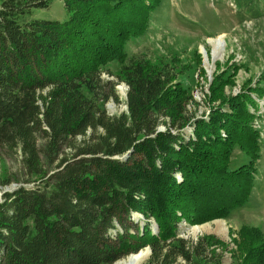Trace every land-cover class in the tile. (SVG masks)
Listing matches in <instances>:
<instances>
[{
  "label": "trees",
  "instance_id": "obj_1",
  "mask_svg": "<svg viewBox=\"0 0 264 264\" xmlns=\"http://www.w3.org/2000/svg\"><path fill=\"white\" fill-rule=\"evenodd\" d=\"M161 1L62 0L58 20L32 15L51 0H0V264H113L147 246L144 264H264L258 227L240 226L234 248L178 235L182 221L226 219L248 200L264 88L249 78L226 93L247 70L230 54L203 94L208 111L188 112L193 97L173 72L127 56ZM119 83L126 109L111 115ZM235 149L247 159L231 168Z\"/></svg>",
  "mask_w": 264,
  "mask_h": 264
},
{
  "label": "rangeland",
  "instance_id": "obj_2",
  "mask_svg": "<svg viewBox=\"0 0 264 264\" xmlns=\"http://www.w3.org/2000/svg\"><path fill=\"white\" fill-rule=\"evenodd\" d=\"M32 15L64 20L69 13L62 0H51L47 8L34 10ZM220 34L223 36L216 46L214 43H208L209 38ZM126 51L128 59L145 58L153 63L163 64L173 72L197 102L194 106V101H190L186 106L187 111H195L197 116H200L202 112L208 111L203 94L207 92L212 75L229 63L230 54V62L241 63L247 70L238 69L235 72L234 84L225 86V92H240L242 85L249 78L255 82L259 80L264 88V0H162L152 14L146 33L129 41ZM109 66L112 71L117 72L120 64L113 62ZM201 68L204 74L201 73ZM101 76L114 79L105 72ZM115 89L119 102L110 100L105 104L107 112L111 115L126 109V85L119 83ZM256 100L262 116L255 121V125L260 124L262 140L257 174L248 200L243 206L233 209L226 219L215 218L193 225L182 221L178 229L179 237L194 240L202 234H213L228 242L229 248H234L231 240L243 224L258 227L264 234V96ZM190 128L186 126L184 132L188 133ZM239 152L238 149L233 151L231 168L247 159L243 153L239 155ZM236 155L241 156L239 160L235 159ZM4 167L8 173L18 172L20 156H5ZM14 185L15 183H11L3 189L10 190ZM140 217L136 214L131 219L135 221ZM138 222L142 227L143 219ZM221 222L224 225L221 226ZM151 227L154 228L153 222ZM222 227L225 229H221ZM148 252L140 264L148 260L151 251ZM224 258L226 261L230 260L229 249L224 252Z\"/></svg>",
  "mask_w": 264,
  "mask_h": 264
},
{
  "label": "bare ground",
  "instance_id": "obj_3",
  "mask_svg": "<svg viewBox=\"0 0 264 264\" xmlns=\"http://www.w3.org/2000/svg\"><path fill=\"white\" fill-rule=\"evenodd\" d=\"M222 36L223 34H220L217 37L209 38L208 43L210 42L214 43V45L216 46L221 41ZM214 53L215 51H213V54ZM220 225L221 226L224 225L223 222H221ZM221 229H225V228L222 227ZM147 255H148L147 249H141L140 251L136 253L127 255V257L122 260H118L116 264H140V262H142L147 257Z\"/></svg>",
  "mask_w": 264,
  "mask_h": 264
},
{
  "label": "water",
  "instance_id": "obj_4",
  "mask_svg": "<svg viewBox=\"0 0 264 264\" xmlns=\"http://www.w3.org/2000/svg\"><path fill=\"white\" fill-rule=\"evenodd\" d=\"M142 229H143V227H142ZM156 231H157V228H156V226H154V228H153V232H156ZM146 249H147L148 251H150V248H149L148 246L146 247ZM139 251H140V250H139ZM148 251H147V252H148ZM148 253H149V252H148Z\"/></svg>",
  "mask_w": 264,
  "mask_h": 264
},
{
  "label": "built area",
  "instance_id": "obj_5",
  "mask_svg": "<svg viewBox=\"0 0 264 264\" xmlns=\"http://www.w3.org/2000/svg\"><path fill=\"white\" fill-rule=\"evenodd\" d=\"M139 215V214H138ZM139 216H141V215H139Z\"/></svg>",
  "mask_w": 264,
  "mask_h": 264
}]
</instances>
